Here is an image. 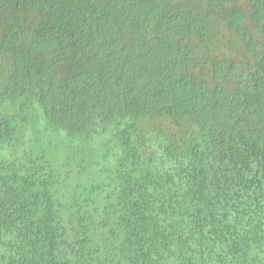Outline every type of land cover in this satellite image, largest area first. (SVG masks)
Returning a JSON list of instances; mask_svg holds the SVG:
<instances>
[{
	"label": "trees",
	"instance_id": "1",
	"mask_svg": "<svg viewBox=\"0 0 264 264\" xmlns=\"http://www.w3.org/2000/svg\"><path fill=\"white\" fill-rule=\"evenodd\" d=\"M0 264H264V0H0Z\"/></svg>",
	"mask_w": 264,
	"mask_h": 264
}]
</instances>
